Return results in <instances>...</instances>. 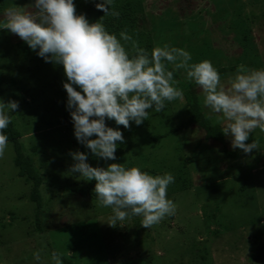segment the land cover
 Segmentation results:
<instances>
[{
	"label": "rangeland",
	"instance_id": "1",
	"mask_svg": "<svg viewBox=\"0 0 264 264\" xmlns=\"http://www.w3.org/2000/svg\"><path fill=\"white\" fill-rule=\"evenodd\" d=\"M100 1L74 0L77 15L98 21L105 15L95 7ZM34 2L0 0V22L9 7L35 12ZM113 7L120 16L103 19L110 34L119 38L127 31L149 52L165 44L183 48L190 64L211 61L226 87L240 64L264 69V0H113ZM21 40L0 29V99L19 101L12 123L42 178V206L37 222L30 181L18 174L8 141L0 158V264H52L53 251L63 254V264H264V131L254 129L246 141H258L261 150L245 154L233 150L224 133L223 144L197 126L173 130L188 117L185 91L191 86L210 122L223 127L226 121L204 106L203 90L185 70L168 63L184 99L166 102L159 113L149 110L139 126L130 121L125 129L110 120L125 141L117 142V159L105 161L75 138L63 65L46 63L29 46L20 47ZM125 46L131 51L130 43ZM76 150L88 152L93 167L121 163L154 176L171 173L167 198L175 214L149 229L141 226L142 216L110 226L112 209L76 191L93 192L96 184L69 172V152Z\"/></svg>",
	"mask_w": 264,
	"mask_h": 264
},
{
	"label": "clouds",
	"instance_id": "2",
	"mask_svg": "<svg viewBox=\"0 0 264 264\" xmlns=\"http://www.w3.org/2000/svg\"><path fill=\"white\" fill-rule=\"evenodd\" d=\"M32 7L35 12L18 5L7 8L0 29L18 35L46 63L63 65L66 107L75 138L95 157L116 160L117 142L125 141L122 131L107 126L106 119L128 129L130 121L139 126L147 120L149 110L159 113L166 102L184 99L168 63L174 70H185L187 79L201 87L204 106L221 114L218 120L226 121L221 129L225 136L232 137L233 150L245 154L261 150L258 141H246L254 129L264 131V69L240 64L228 77L226 87L211 61L190 64L191 54L183 48L165 44L149 52L139 47L127 31H121L118 38L103 23L105 16H120L113 0L95 4L105 15L94 23L85 14L77 15L74 0H35ZM129 43L131 51L125 46ZM18 109L19 101L0 99V158L8 146L5 129ZM69 155L74 161L70 173L96 181L94 191L100 206L112 209L107 222L110 226L116 227L130 216H142L141 226L149 229L175 214L176 205L167 198V189L175 182L171 173L154 176L139 166L126 168L121 163L93 167L88 163V152L76 150ZM42 251L33 253L36 261L41 260ZM62 255L53 251L52 264H63Z\"/></svg>",
	"mask_w": 264,
	"mask_h": 264
},
{
	"label": "trees",
	"instance_id": "3",
	"mask_svg": "<svg viewBox=\"0 0 264 264\" xmlns=\"http://www.w3.org/2000/svg\"><path fill=\"white\" fill-rule=\"evenodd\" d=\"M102 2V1H100ZM98 2V3H100ZM103 12V11H100ZM19 46L24 48L25 50H29L28 45L21 40L19 42ZM185 99L186 104L188 108V117L187 119L176 126L173 130H178L181 128H188L190 126H197L204 130L205 137L219 141L221 143H225L224 134L222 131V127L219 124H212L208 117L203 113L202 107L199 103L198 99V93L196 91V88L191 86L189 89L185 91ZM106 125L111 127L112 123L110 120L106 119ZM6 134L8 135V141H11L13 143V148L15 152V163L18 167V174L20 176H24L29 179L31 184V199L34 201L36 206V221L39 220V210L42 206L41 204V194L39 191L40 185L42 184V178L39 174V171L35 167L33 161L31 158H29L27 155L24 154L21 144L19 142L20 133L19 131L14 127L13 123L11 122L7 129H5ZM226 151L230 154H234L231 151ZM78 193H80L82 196L86 194H93L96 197L95 191H86L83 189H76ZM38 222V221H37ZM207 253V252H206ZM204 254V260L207 262V254Z\"/></svg>",
	"mask_w": 264,
	"mask_h": 264
}]
</instances>
